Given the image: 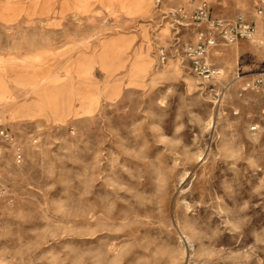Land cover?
<instances>
[{
    "label": "rangeland",
    "instance_id": "374dc122",
    "mask_svg": "<svg viewBox=\"0 0 264 264\" xmlns=\"http://www.w3.org/2000/svg\"><path fill=\"white\" fill-rule=\"evenodd\" d=\"M203 2L256 26L213 83L184 52ZM261 78L264 0H0V264H264Z\"/></svg>",
    "mask_w": 264,
    "mask_h": 264
},
{
    "label": "built area",
    "instance_id": "2783aa9c",
    "mask_svg": "<svg viewBox=\"0 0 264 264\" xmlns=\"http://www.w3.org/2000/svg\"><path fill=\"white\" fill-rule=\"evenodd\" d=\"M263 13L262 9L258 10ZM182 12L184 19L191 21L201 28L196 34V41L185 48V59L189 62L191 71L195 76L205 83H213L221 77V71L209 62L211 49L217 45L218 39H222L226 44L233 45L240 40H251L256 35L255 24L246 21L243 17L235 21L212 20L209 6L203 2L191 12ZM162 61H165L164 52L161 53ZM259 87L264 90V80L258 79L252 87ZM251 87V85H250ZM37 144L38 140H34ZM0 144L10 147L16 164L24 162V150L14 133L4 127H0ZM4 157L0 149V163ZM3 173L0 165V209L4 203H13L12 195L2 185Z\"/></svg>",
    "mask_w": 264,
    "mask_h": 264
},
{
    "label": "crops",
    "instance_id": "0c3cea01",
    "mask_svg": "<svg viewBox=\"0 0 264 264\" xmlns=\"http://www.w3.org/2000/svg\"><path fill=\"white\" fill-rule=\"evenodd\" d=\"M1 90H2V88H1ZM8 99L9 98H8L7 91L4 90V97L0 99V103L1 102H6V101H8ZM27 107L28 106H24V107H21V108L17 109L15 111V113H14V116H16V117L19 116V115H23V116H33V117H36V116H45V115H36L35 112H33L31 109H28ZM47 112H48V110L45 109L46 115H47Z\"/></svg>",
    "mask_w": 264,
    "mask_h": 264
}]
</instances>
